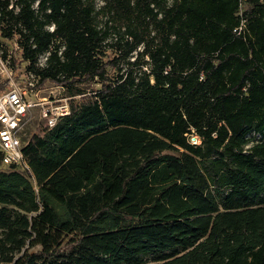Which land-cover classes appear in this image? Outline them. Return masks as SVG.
Returning a JSON list of instances; mask_svg holds the SVG:
<instances>
[{
	"label": "trees",
	"instance_id": "obj_1",
	"mask_svg": "<svg viewBox=\"0 0 264 264\" xmlns=\"http://www.w3.org/2000/svg\"><path fill=\"white\" fill-rule=\"evenodd\" d=\"M10 1L16 70L69 112L0 169V264H264V0Z\"/></svg>",
	"mask_w": 264,
	"mask_h": 264
},
{
	"label": "built area",
	"instance_id": "obj_2",
	"mask_svg": "<svg viewBox=\"0 0 264 264\" xmlns=\"http://www.w3.org/2000/svg\"><path fill=\"white\" fill-rule=\"evenodd\" d=\"M242 11L243 7L240 3L238 14L242 15ZM245 24L246 20L241 19L240 24L233 31L237 34L240 33ZM34 85L35 83L29 81L27 88L21 87V84L9 76L7 88L0 93V165L3 167L13 165L21 172L29 171L22 148L27 139L24 137L28 128L27 123L32 117L33 109L38 105V102L31 99L28 94V92L36 90ZM56 86V88L63 87L61 85ZM67 99L68 97L58 98L52 103L50 102L49 108L44 109L41 117H47V123L50 127L56 123L59 116L68 114ZM189 140L192 143H199V138L195 134H191Z\"/></svg>",
	"mask_w": 264,
	"mask_h": 264
},
{
	"label": "rangeland",
	"instance_id": "obj_3",
	"mask_svg": "<svg viewBox=\"0 0 264 264\" xmlns=\"http://www.w3.org/2000/svg\"><path fill=\"white\" fill-rule=\"evenodd\" d=\"M13 2V0L10 1V5ZM97 5L101 3V1L96 2ZM36 4H34L35 6ZM107 18V15L99 14L97 16L98 21V27H103V23L105 19ZM52 26H49L48 28L51 29ZM116 36V32L113 29L109 30L108 35L105 38V43H110L114 41ZM6 55V59L2 57V55ZM107 55L108 58H111L113 56L112 50L108 47L107 48ZM135 56V53L129 58L130 61L133 60ZM20 55L18 50V45L15 41V37L12 38H4L0 35V93L7 88V79H9V76L11 77L12 73L19 74V84H21V87L28 86V82L32 81V83H36L35 81V75L33 72H28L25 70L24 63L20 62V67L17 68L20 70L17 71L15 66L16 63L19 62ZM45 57L44 55H41L39 57L38 63L36 66H42L44 64ZM14 61V64L12 63ZM128 68V65L126 64V61H120L118 63V68L109 66L107 68V76L113 77L116 72H123ZM80 89L86 91V92H93L97 90L100 87V82L97 80L93 81H87L84 83H79L77 85ZM24 87V88H25ZM35 87V85H34ZM57 86L52 83H46L45 88L43 89H37L33 90V92H28L31 99L38 102V105L33 109L32 117L27 123V131L24 134V137L27 138L28 135L35 132L37 129L38 122L43 114L44 109H47L50 107L52 101L58 99V98H64L67 97L66 88H56ZM27 88V87H26ZM51 102V103H50ZM6 167H3L0 165V169H5ZM149 261V259H148ZM150 264H160L159 262H153L149 261Z\"/></svg>",
	"mask_w": 264,
	"mask_h": 264
}]
</instances>
